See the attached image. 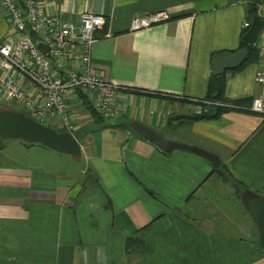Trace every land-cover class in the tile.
Segmentation results:
<instances>
[{
    "label": "crops",
    "instance_id": "obj_1",
    "mask_svg": "<svg viewBox=\"0 0 264 264\" xmlns=\"http://www.w3.org/2000/svg\"><path fill=\"white\" fill-rule=\"evenodd\" d=\"M43 5L74 24L83 12L104 17L92 67L122 88L109 119L88 109L81 93L72 97L78 157L0 137V264H264L247 208L250 199H264V115L230 108L216 118L191 119L208 107L203 98L213 56L240 48L249 0ZM160 11L169 17L130 30L134 16ZM8 31L0 9V40ZM260 69L256 61L226 71L224 96L248 103L259 92ZM48 122L64 130L58 117ZM149 132L214 153L221 164L213 168L187 150L162 152ZM222 170L247 193L252 233L187 209L190 196ZM128 238L143 242L128 246Z\"/></svg>",
    "mask_w": 264,
    "mask_h": 264
},
{
    "label": "built area",
    "instance_id": "obj_2",
    "mask_svg": "<svg viewBox=\"0 0 264 264\" xmlns=\"http://www.w3.org/2000/svg\"><path fill=\"white\" fill-rule=\"evenodd\" d=\"M45 0H0L9 31L0 40V101L13 102L34 120L46 124L58 117L65 131L74 132L76 122L70 102L81 93L103 119L115 115L118 84L105 79L92 67L91 47L104 25L102 15L83 12L77 24L44 10ZM255 14L264 17V0L257 2ZM169 15L154 12L134 16L130 30L149 27ZM250 21L243 20L247 29ZM43 42V51L37 41ZM256 47L261 69L255 77L259 89L245 105L208 102L264 115V27ZM206 102V101H205Z\"/></svg>",
    "mask_w": 264,
    "mask_h": 264
},
{
    "label": "water",
    "instance_id": "obj_3",
    "mask_svg": "<svg viewBox=\"0 0 264 264\" xmlns=\"http://www.w3.org/2000/svg\"><path fill=\"white\" fill-rule=\"evenodd\" d=\"M263 27L264 17L258 14L252 15L249 27L242 35V38L249 44H255ZM37 44L43 51L47 49L43 42L38 40ZM248 54L249 50L246 47H241L235 51L218 52L211 59L210 74L218 76L225 74L228 70L237 69L246 61ZM177 117L179 116L175 118ZM147 136L162 152H169L173 149L187 150L208 159L213 168H217L221 164L217 155L201 148L167 141L152 132H149ZM0 137L18 138L28 143H39L74 157H78L81 154L80 145L71 132L58 131L34 120L23 111H0ZM247 208L258 226L261 243L264 246V199L256 197L250 199L247 202Z\"/></svg>",
    "mask_w": 264,
    "mask_h": 264
},
{
    "label": "rangeland",
    "instance_id": "obj_4",
    "mask_svg": "<svg viewBox=\"0 0 264 264\" xmlns=\"http://www.w3.org/2000/svg\"><path fill=\"white\" fill-rule=\"evenodd\" d=\"M208 102L206 101L205 103L209 105ZM6 109L24 111L16 103L0 101V111ZM48 123L46 122V125ZM50 127L63 131L62 128H58L56 125ZM19 140L28 143L24 140ZM84 166L86 165L84 164ZM218 176L220 178H215L208 187L202 186L190 196L187 209L194 217L200 215L223 220V222L232 226L231 229L233 228V231L237 230L240 234L252 233L254 230L250 225V216L245 207V201L248 199L247 193L238 191L236 183L227 177L223 171ZM255 240V243L258 244V240Z\"/></svg>",
    "mask_w": 264,
    "mask_h": 264
},
{
    "label": "trees",
    "instance_id": "obj_5",
    "mask_svg": "<svg viewBox=\"0 0 264 264\" xmlns=\"http://www.w3.org/2000/svg\"><path fill=\"white\" fill-rule=\"evenodd\" d=\"M257 2H258V0H249V3L251 4L249 6V10H248L249 17H251L252 15L255 14V6H256ZM245 31H243V33ZM243 33H242V35H243ZM241 47H246L249 50V54L246 58V61L241 66H239L238 68L244 66L246 63L258 61V51H257L256 43L255 44H249L243 38H241L240 48ZM228 71H230V70H228ZM224 86H225V75L224 74L218 75V76L210 75L208 82H207L206 95L203 98V100L209 101V102L222 103V104L231 103L234 105H245L247 103L246 100H234V101L228 100L224 96ZM247 100H249V99H247ZM84 102L87 104V101H84ZM90 106H87V108L90 110L92 109V111H95L94 108L92 106L91 107ZM207 106L208 107L206 110L201 111L200 113L191 116V119L216 118V117H218V115L222 111H224L226 109H230V107H225V106L218 105V104H209ZM231 109H233V108H231ZM28 144H31V143H28ZM224 171H226V170H224ZM227 174H228V172H227ZM237 183H239V182H237ZM142 242L143 241L140 238H128L126 244L129 246L130 244L135 243L136 245L140 246L142 244Z\"/></svg>",
    "mask_w": 264,
    "mask_h": 264
}]
</instances>
